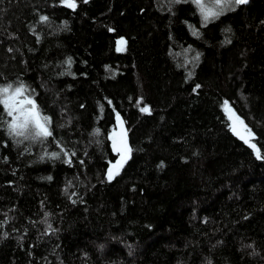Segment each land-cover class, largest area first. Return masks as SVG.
I'll return each instance as SVG.
<instances>
[{"label": "trees", "instance_id": "16d2710c", "mask_svg": "<svg viewBox=\"0 0 264 264\" xmlns=\"http://www.w3.org/2000/svg\"><path fill=\"white\" fill-rule=\"evenodd\" d=\"M75 3L0 0V86L75 152L17 143L0 107V264H264V0L206 24L192 0ZM117 114L132 152L109 182Z\"/></svg>", "mask_w": 264, "mask_h": 264}, {"label": "snow or ice", "instance_id": "6c2138e0", "mask_svg": "<svg viewBox=\"0 0 264 264\" xmlns=\"http://www.w3.org/2000/svg\"><path fill=\"white\" fill-rule=\"evenodd\" d=\"M84 2H87V0H84ZM192 2L200 9L203 20L206 24L211 19L218 18L226 9L234 10V8H231L233 4L245 5L248 3V0H214V5L217 10L206 8L204 0H192ZM174 3H181V0H174ZM61 4L62 6L71 9L76 8L75 0H61ZM40 21L47 22L48 17L41 16ZM125 44L126 41L123 38L118 40L117 50L122 51ZM196 59H199V57L197 56ZM67 63L70 69L72 63L71 58H69ZM32 91L34 93V90ZM109 103L111 102L109 101ZM0 107L3 108L4 114L9 118L8 120L3 121L6 125L8 135L12 138H19L16 140L17 143H21L22 141H32L39 142L41 145H46L49 138H52L55 141L53 129L51 127V117L42 114V110L36 102L34 94L29 93V89L23 82L18 83L16 86H13L11 83L0 86ZM223 107L228 120L231 122L230 129L233 134L252 148L256 153L257 159H261L260 150L255 143H252V140L254 139L252 130L249 129L244 121L236 115L228 101L224 102ZM140 110L150 114V108L147 106L142 107ZM116 119L120 126V131L118 133L114 131L109 138L112 141L113 151L117 154L118 159L115 163L111 164L108 169L107 180L109 182L120 174V171L127 163L128 159H130L132 152V149L128 144L127 132L123 127V121L119 114H117ZM55 143L57 144V147L60 148V153L52 152L50 154L46 153V155L51 159H58L62 153L64 156L69 157L65 162L71 164L70 157L75 156V152L69 153V151L61 146L59 141H55ZM41 158L43 159V157ZM49 179H51V177H49ZM69 187H71V183H69ZM65 191L67 193V189H65ZM71 195H75V193H72ZM48 228L54 231L50 224L48 225Z\"/></svg>", "mask_w": 264, "mask_h": 264}, {"label": "rangeland", "instance_id": "374dc122", "mask_svg": "<svg viewBox=\"0 0 264 264\" xmlns=\"http://www.w3.org/2000/svg\"><path fill=\"white\" fill-rule=\"evenodd\" d=\"M204 4H205V7L206 8H212L213 10H217L215 8V5H214V0H206V2L204 1ZM234 6V4L231 6V8ZM227 10V9H226ZM225 10V11H226ZM224 11V12H225ZM120 131V128L116 131L117 133Z\"/></svg>", "mask_w": 264, "mask_h": 264}, {"label": "water", "instance_id": "95a60500", "mask_svg": "<svg viewBox=\"0 0 264 264\" xmlns=\"http://www.w3.org/2000/svg\"><path fill=\"white\" fill-rule=\"evenodd\" d=\"M120 39H121V38H120ZM120 39H118V40H120ZM118 40H117V41H118ZM246 145H247V144H246ZM247 146H248V145H247ZM251 149H252V148H251ZM255 154H256V153H255Z\"/></svg>", "mask_w": 264, "mask_h": 264}]
</instances>
